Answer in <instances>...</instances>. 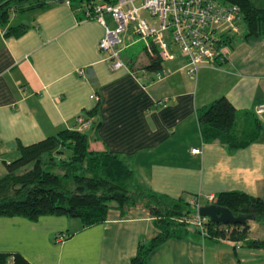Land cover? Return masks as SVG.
Masks as SVG:
<instances>
[{
	"label": "crops",
	"instance_id": "crops-1",
	"mask_svg": "<svg viewBox=\"0 0 264 264\" xmlns=\"http://www.w3.org/2000/svg\"><path fill=\"white\" fill-rule=\"evenodd\" d=\"M25 13H14L10 22L30 25L23 35L6 36L7 26L0 28V177L5 162L20 156V144L76 129L81 116L92 121L91 149L125 158L136 180L154 192L200 207L226 191L264 199V124L255 142L230 150L204 139L198 116L222 96L240 117L264 103V39L239 36L224 62L203 64L196 76L172 45L176 57L164 61L166 75L157 78L143 73L148 55L122 56L126 67L112 69L99 48L105 26L88 19L84 8L63 2ZM105 19L115 27L110 15ZM123 36L122 53L142 41L132 30ZM255 226L250 237L264 239ZM60 232L70 237L56 241ZM159 233L144 206H112L104 222L90 226L66 215L4 216L0 252L21 253L32 264H131L140 243ZM148 263L264 264V249L203 237L192 228L160 244Z\"/></svg>",
	"mask_w": 264,
	"mask_h": 264
},
{
	"label": "trees",
	"instance_id": "trees-1",
	"mask_svg": "<svg viewBox=\"0 0 264 264\" xmlns=\"http://www.w3.org/2000/svg\"><path fill=\"white\" fill-rule=\"evenodd\" d=\"M65 1L0 0V28L7 26L6 36H21L30 25H10L14 13L47 8ZM99 1L70 0L75 7L84 9L85 5ZM221 1L237 6L241 15V32L224 35L225 44L231 47L217 58L216 63L227 59L239 36L264 39V0ZM148 57L149 63L142 67L143 73L163 72V59L160 56ZM97 110L96 107L92 113ZM198 116L204 139L208 142L219 141L230 150L248 146L261 133L262 120L256 113L247 112L240 117L226 96L200 109ZM19 149L20 156L5 162L7 172L0 177V217L23 216L38 220L46 215H66L80 219L84 226H90L104 222L112 206L122 211L144 206L154 216L160 233L150 241L140 243L131 264H149V255L160 244L171 237H183L193 228L182 221L194 212L189 201L159 194L139 183L125 158L109 150L91 149L87 130L63 129L36 143L20 144ZM214 203L230 209L236 216H252L253 219L245 223L227 224L209 219L208 237L264 249V239L250 237L251 224L264 222V199L245 192L226 191L218 193ZM193 229L201 233L196 227ZM0 264L32 263L21 253L0 252Z\"/></svg>",
	"mask_w": 264,
	"mask_h": 264
},
{
	"label": "built area",
	"instance_id": "built-area-1",
	"mask_svg": "<svg viewBox=\"0 0 264 264\" xmlns=\"http://www.w3.org/2000/svg\"><path fill=\"white\" fill-rule=\"evenodd\" d=\"M66 3H71L66 0ZM88 19H97L105 26V35L99 48L106 54L105 60L112 69L126 67L122 59L124 34L132 30L142 40L145 51L152 57L160 56L163 61L176 57L172 45L187 59L188 72L196 76L199 68L206 63L215 62L230 48L225 44L227 33H240V12L237 6L221 0H115L99 1L85 5ZM148 12L149 16L145 15ZM110 15L115 27L108 25L105 16ZM132 27L133 29H130ZM166 74L157 73V78ZM98 99V96L93 95ZM255 113L264 121V103L257 105ZM79 131H85L92 121L78 117ZM199 153L200 149H193ZM210 202L215 201L210 196ZM195 211L190 217L182 219L200 230L203 237H208L209 218L200 214V205L193 202ZM181 220V219H179ZM70 234H56V241L68 239ZM234 245V242H232Z\"/></svg>",
	"mask_w": 264,
	"mask_h": 264
},
{
	"label": "water",
	"instance_id": "water-1",
	"mask_svg": "<svg viewBox=\"0 0 264 264\" xmlns=\"http://www.w3.org/2000/svg\"><path fill=\"white\" fill-rule=\"evenodd\" d=\"M200 214L203 217L209 218L213 222L221 224L245 223L248 219H253L252 216H236L230 209L219 206L216 203L200 207Z\"/></svg>",
	"mask_w": 264,
	"mask_h": 264
},
{
	"label": "rangeland",
	"instance_id": "rangeland-1",
	"mask_svg": "<svg viewBox=\"0 0 264 264\" xmlns=\"http://www.w3.org/2000/svg\"><path fill=\"white\" fill-rule=\"evenodd\" d=\"M100 1H103V0H100ZM25 15H26V13L25 12H17L16 13V16L17 17H21V18H23V17H25ZM145 15H147V16H149V13L148 12H146L145 13ZM13 18H14V16H13ZM241 25H242V27L244 26V24L243 23H241ZM130 29H133L132 27H130ZM130 32H131V30H130ZM130 41H127V43H129ZM175 47L177 48V46L175 45ZM177 49H179V48H177ZM147 52L145 51V45H144V42H142V41H139V43H135L134 45H132V46H130L129 48H127L122 54V56L125 58V57H132V56H136V57H139V58H141V59H143V58H145L146 57V54ZM257 115V114H256ZM258 116V115H257ZM259 117V116H258ZM260 118V117H259ZM262 120V119H261ZM262 123L264 124V121L262 120ZM263 128H264V126H263ZM64 155V154H63ZM65 156V155H64ZM6 172H7V170H6ZM6 174V173H5ZM4 174V175H5ZM4 175H2V176H4ZM1 176V177H2ZM193 208H194V211H195V207L193 206ZM253 222V221H252ZM256 223V230L257 231H263L264 230V222H255ZM191 227H195L194 225H191Z\"/></svg>",
	"mask_w": 264,
	"mask_h": 264
}]
</instances>
